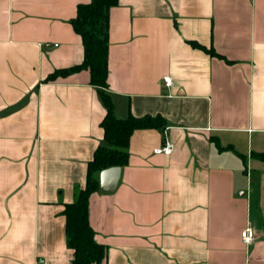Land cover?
Returning a JSON list of instances; mask_svg holds the SVG:
<instances>
[{"label":"crops","instance_id":"obj_1","mask_svg":"<svg viewBox=\"0 0 264 264\" xmlns=\"http://www.w3.org/2000/svg\"><path fill=\"white\" fill-rule=\"evenodd\" d=\"M88 1L0 0V264H74L63 209L106 107L88 70L47 76L83 60ZM108 42L115 114L166 124L136 129L116 189L91 194L95 264H264V0H118Z\"/></svg>","mask_w":264,"mask_h":264},{"label":"trees","instance_id":"obj_2","mask_svg":"<svg viewBox=\"0 0 264 264\" xmlns=\"http://www.w3.org/2000/svg\"><path fill=\"white\" fill-rule=\"evenodd\" d=\"M118 0H90L77 5L76 15L70 20L74 30L82 39L83 60L70 67L55 69L47 76L54 80L86 69L90 73V83L98 87L106 113L101 121L104 130V143L99 145L87 165L84 185L76 198L65 203V232L68 246L73 249L74 264H95L106 260L108 248L97 241L95 230L89 220V199L99 190V173L110 166H124L129 160V142L132 133L141 128H164L166 120L162 115L145 114L136 116L132 112L120 118L115 114L110 95L105 91L109 73L108 25L110 8ZM194 46L218 54L214 48L191 41Z\"/></svg>","mask_w":264,"mask_h":264},{"label":"water","instance_id":"obj_3","mask_svg":"<svg viewBox=\"0 0 264 264\" xmlns=\"http://www.w3.org/2000/svg\"><path fill=\"white\" fill-rule=\"evenodd\" d=\"M121 175V166L104 168L99 173V189L102 192H112L116 189Z\"/></svg>","mask_w":264,"mask_h":264},{"label":"built area","instance_id":"obj_4","mask_svg":"<svg viewBox=\"0 0 264 264\" xmlns=\"http://www.w3.org/2000/svg\"><path fill=\"white\" fill-rule=\"evenodd\" d=\"M164 82L166 85L173 84V80L171 76L169 75L164 76ZM173 149H174V143L171 141H166L163 145L156 147L154 151L156 153L170 154L173 151ZM241 235H242L243 241L246 243H251L255 239L254 230L250 225L246 226L242 230Z\"/></svg>","mask_w":264,"mask_h":264}]
</instances>
